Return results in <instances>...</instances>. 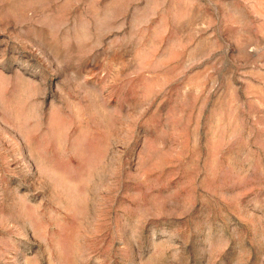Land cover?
Listing matches in <instances>:
<instances>
[{
  "label": "rangeland",
  "instance_id": "obj_1",
  "mask_svg": "<svg viewBox=\"0 0 264 264\" xmlns=\"http://www.w3.org/2000/svg\"><path fill=\"white\" fill-rule=\"evenodd\" d=\"M0 264H264V0H0Z\"/></svg>",
  "mask_w": 264,
  "mask_h": 264
}]
</instances>
